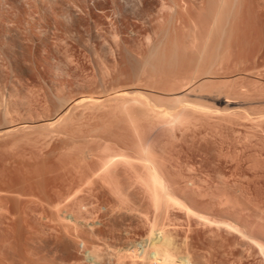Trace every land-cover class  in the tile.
Instances as JSON below:
<instances>
[{
    "label": "rangeland",
    "instance_id": "1",
    "mask_svg": "<svg viewBox=\"0 0 264 264\" xmlns=\"http://www.w3.org/2000/svg\"><path fill=\"white\" fill-rule=\"evenodd\" d=\"M175 80L178 97L233 114L196 118L168 145L144 126L184 208L164 215L133 190L122 189V203L87 188L84 173L95 166L85 169L82 158L133 139L122 116L89 100L140 88L171 98ZM191 81L190 89L212 86L185 95ZM59 99L69 123L46 135L37 126L63 110ZM247 113H264V0H0V131L30 123L0 135V264H113L121 253L130 255L124 264H156L140 252L150 233L178 264H264V123ZM69 214L76 225L63 219Z\"/></svg>",
    "mask_w": 264,
    "mask_h": 264
},
{
    "label": "bare ground",
    "instance_id": "2",
    "mask_svg": "<svg viewBox=\"0 0 264 264\" xmlns=\"http://www.w3.org/2000/svg\"><path fill=\"white\" fill-rule=\"evenodd\" d=\"M212 18L214 15H211ZM165 16L161 15V18H163ZM179 18V17H178ZM166 19V18H165ZM216 21L217 18H214ZM164 20V19H163ZM177 20V19H176ZM180 20L182 21V19L180 18ZM179 20V21H180ZM210 20V19H209ZM165 21V20H164ZM174 21L173 19H171V22ZM213 21V20H212ZM213 21V25L214 24ZM220 21V20H219ZM162 22V21H161ZM168 23V21H166ZM170 22V21H169ZM176 22V21H175ZM191 22V21H190ZM189 22V23H190ZM183 23V22H182ZM165 24V23H164ZM170 24V23H169ZM168 24V25H169ZM211 24V23H210ZM167 25V26H168ZM195 25V23H194ZM199 25V24H198ZM172 26V25H171ZM212 27V26H211ZM194 27H192L193 29ZM150 29V28H149ZM160 30V29H159ZM167 30V29H166ZM173 30V29H172ZM175 30V29H174ZM165 31V30H163ZM176 31V30H175ZM160 32V31H159ZM169 32V31H168ZM171 32V31H170ZM198 32V31H197ZM196 32V33H197ZM158 33V32H157ZM193 33V32H192ZM154 34V33H153ZM167 34V33H166ZM190 35H192L190 33ZM145 36V35H144ZM150 36V35H148ZM152 36V35H151ZM150 36L149 40L147 38V41L150 42V39H152ZM196 36V35H195ZM198 36V35H197ZM160 37V36H159ZM193 37V35H192ZM168 38V37H167ZM187 38V37H186ZM189 38V36H188ZM159 39V38H158ZM194 39V38H193ZM193 39H191L192 41H194ZM197 39V38H196ZM165 40V39H164ZM167 40V39H166ZM190 41V40H188ZM192 41H190V43H192ZM197 41V40H196ZM156 42V41H155ZM154 42V43H155ZM164 42V41H163ZM136 43V42H135ZM152 43V42H151ZM153 43V45H154ZM189 43V42H188ZM142 44V43H141ZM157 44V43H156ZM163 44V43H162ZM194 44V42H193ZM192 44V46H193ZM149 45V44H148ZM151 46V45H150ZM164 46V45H163ZM191 46V47H192ZM139 47V46H138ZM148 47V46H146ZM155 47H157L158 49V45H155ZM153 47V48H155ZM150 48V47H149ZM152 48V47H151ZM135 49V48H134ZM141 50V49H139ZM145 50V48L143 49ZM149 50V49H148ZM151 50V49H150ZM160 50V49H159ZM132 51V50H131ZM152 51L156 52V48L153 49ZM163 51V50H162ZM135 52V51H134ZM154 52V53H155ZM173 52V51H172ZM175 52V51H174ZM151 55H155L153 52H150ZM153 53V54H152ZM164 53V52H163ZM177 54V53H176ZM133 55H135L133 53ZM135 56H138L135 55ZM134 56V57H135ZM159 56V54H158ZM200 56V53H199ZM139 57V56H138ZM137 57V58H138ZM150 57V56H149ZM152 57V56H151ZM156 57V56H155ZM152 57V58H155ZM161 57V56H160ZM164 57V55H163ZM136 58V59H137ZM141 58V57H140ZM135 59V58H134ZM135 59V60H136ZM151 59V58H150ZM146 60V59H145ZM162 58L159 61H161ZM164 60V59H163ZM137 61H139L137 59ZM151 61V60H150ZM146 62V61H145ZM144 62V63H145ZM149 62V60L147 61ZM156 62V61H155ZM165 62V61H164ZM138 63V62H137ZM153 63V62H152ZM160 63V62H159ZM141 64V63H140ZM158 64V63H157ZM162 64V63H161ZM142 65V64H141ZM148 65V64H147ZM135 66V65H134ZM138 66V65H137ZM146 66L145 64H143V67ZM151 66V65H150ZM157 66H162V65H157ZM141 67V66H140ZM149 68V67H148ZM161 68V67H160ZM141 69V68H140ZM153 69V67H152ZM156 69V67H155ZM136 70V69H135ZM144 70V69H143ZM142 70V71H143ZM137 72H135L136 74ZM139 73V72H138ZM137 73V74H138ZM143 73V72H142ZM141 73V74H142ZM146 73V72H145ZM148 73V72H147ZM166 73V72H165ZM164 73V74H165ZM208 73V72H207ZM144 74V73H143ZM159 74V73H158ZM162 74V75H164ZM134 75V74H133ZM166 75V74H165ZM137 76V75H136ZM139 78V77H138ZM155 78V76H154ZM162 78V76H161ZM152 79V78H149ZM163 80V79H161ZM160 80V81H161ZM159 81V80H158ZM172 82V81H171ZM136 83V82H135ZM152 83V82H151ZM156 83V82H155ZM140 84V82H139ZM142 84V83H141ZM160 85V84H159ZM138 86V84L136 85ZM144 86V85H143ZM154 86V85H153ZM157 86V84H156ZM161 89H162V85ZM194 86L193 81L190 82L189 89L186 90V94L189 93H196L199 90L202 91V89L204 88H209L211 87L210 85L208 86V84H206V86L201 85V86H197L195 87V89H190ZM155 87V86H154ZM158 87V86H157ZM156 87V88H157ZM166 87V86H164ZM119 88V87H118ZM124 88V87H123ZM136 88V87H135ZM144 88V87H142ZM151 88V87H150ZM167 90L168 93H171V98H165L162 93H160V90H158L160 94H157V92L151 91V92H146V91H142L140 90H133V91H121L118 92L116 94H113L115 98H112V96H110V99H106L104 98L105 102H98L97 98L94 99H90L88 98L89 101L91 102H85V105L88 103L90 106L92 107H99V109H107L108 112H110L113 116V114H117L122 116V119L125 120L129 125H130V129H131V135H132V142L130 143V147H125V148H116L115 147H111L109 148V146L105 144L104 147L101 148V150H98V152L100 151V156L97 155V157H93V155H91L92 153L88 152L87 157L84 159L82 158V161L84 163V168L87 166L90 170V167H93V165L95 166L92 170H90V172L84 173L83 175L86 177L84 180L86 183L87 188L88 187H98L100 191V189H105L106 191L110 192L111 195H115V197H119L118 199L121 201L122 203L125 202V198L123 193V188L124 189H129V190H133L135 192H138L140 194H143V196H146L145 199H148L149 204H151L153 210L157 213L159 211H162V214L166 215L168 212V209L170 208H184L183 206V202L182 200H180V198L176 197L174 195V191L178 190V182L174 181V179H172L174 175H172L171 173H168L169 171H167L166 169V165H165V160H164V151L163 150H157L155 147L154 142L152 141V139H150L151 137V133L153 132H158V137L160 138H165V140L167 141V145L170 141L174 142L176 139L175 137V133H177L176 131H178L179 128H186L188 127L194 120H197L196 118H200L203 119L204 117L207 118H212L215 116L217 117H227V116H231L233 114H231L232 112H230L229 109L224 110L225 112H230L231 115H228L229 113H224V111H220L217 109H211L207 106H205L204 104L198 102V101H190L186 98H180L178 97V81H174L173 83H170L167 85ZM114 89V88H113ZM214 89V88H213ZM145 90V89H144ZM152 90V88H151ZM190 90V91H189ZM114 91V90H113ZM164 91V92H165ZM200 91V92H201ZM111 92V91H110ZM116 95V96H115ZM57 98V97H56ZM109 98V97H108ZM62 99V98H61ZM87 99V98H84ZM84 99H79L78 101H73L77 107V103H80V105L82 104L81 102H83ZM60 100V99H59ZM94 100V101H92ZM103 100V99H102ZM69 101V100H68ZM87 101V100H86ZM63 100H60L59 103L61 105V108H63V110L58 113L56 115L55 118L53 119H46L43 121V124L38 125L37 127H42L41 129H45L46 131V135H50V134H54L55 132H58V129L60 131V128H62L63 126L67 125L65 124L66 122H68L70 119V114L71 112H69V107L68 105H66L67 103L64 102ZM226 103L227 106H229L230 104H232L230 101H224ZM71 104V103H70ZM236 104V103H235ZM64 105H66L67 107H64ZM79 105V106H80ZM84 105V104H83ZM74 106V105H73ZM88 106V105H87ZM84 107V106H83ZM96 107V108H97ZM73 108V107H72ZM71 108V109H72ZM86 108V107H85ZM229 108V107H228ZM98 109V110H99ZM100 109V112H101ZM231 109V108H230ZM91 110V108L89 109ZM88 110V111H89ZM94 109L92 111L95 112ZM104 110V111H105ZM87 111V110H86ZM233 111V110H232ZM6 113V112H5ZM107 114V112H105ZM245 113V112H244ZM7 114V113H6ZM248 114V113H247ZM109 115V114H108ZM225 115V116H224ZM246 115V114H245ZM255 115V114H254ZM257 115V114H256ZM6 116V115H5ZM111 116V118H113ZM246 115L244 118H246V120L248 121V119H250L249 116ZM119 117V116H118ZM125 119H124V118ZM258 118H253L250 119L249 121H251L253 123V120H256V122H262L264 121V113L261 114L260 116H255ZM6 118V117H5ZM78 118V117H76ZM110 118V119H111ZM120 118V117H119ZM252 118V116H251ZM116 119V118H114ZM205 119V118H204ZM223 119V118H222ZM117 120V119H116ZM225 120V119H224ZM72 120H70L71 122ZM78 121V120H77ZM248 121V122H249ZM121 122V121H120ZM199 122V121H198ZM250 122V123H251ZM9 122H7L6 125H8ZM12 123V122H11ZM28 122H23L22 124L20 123V125H16V126H7L4 127V129L2 131H0V135L2 136V134L9 135L11 136L12 134L15 135L14 133H16V130H20V129H25L27 131V128H29V124H27ZM69 123V122H68ZM145 123V124H143ZM72 124V122L70 123ZM257 124V123H256ZM80 125V124H79ZM70 126V125H69ZM90 126V125H89ZM97 126V125H96ZM148 127L149 131L153 132H145V130L147 129L146 127ZM258 126H260L258 124ZM35 127V126H34ZM78 127V126H76ZM251 127V126H250ZM31 128V126H30ZM33 128V126H32ZM65 128V127H64ZM97 128V127H95ZM71 129V128H70ZM106 130V129H105ZM21 131V130H20ZM24 131V130H22ZM38 132V131H37ZM44 132V131H43ZM68 132V131H67ZM248 132V131H247ZM19 133V132H18ZM48 133V134H47ZM22 134V133H21ZM155 134V133H154ZM250 134V133H249ZM12 135V136H13ZM25 135V134H23ZM59 135V134H58ZM4 136V135H3ZM2 136V137H3ZM18 136V135H17ZM22 136V135H21ZM44 136V135H43ZM53 136V135H52ZM25 137V136H24ZM23 137V138H24ZM45 137V136H44ZM92 137V136H91ZM123 137V136H122ZM154 137V135H153ZM1 138V137H0ZM16 138V137H15ZM28 138V137H27ZM46 138V137H45ZM54 138V137H53ZM65 138V137H64ZM69 138V137H68ZM84 138V137H83ZM178 138V137H177ZM5 139V138H4ZM13 139V138H12ZM21 140V139H20ZM94 140V139H93ZM174 140V141H173ZM45 142V141H44ZM125 143V142H124ZM98 144V143H97ZM108 144V143H107ZM158 144V143H157ZM172 144V143H170ZM99 145V144H98ZM121 145V144H120ZM47 147V146H46ZM75 148V147H74ZM160 149V148H159ZM162 149V148H161ZM45 162V161H44ZM53 163V162H52ZM45 164V163H44ZM66 164V163H65ZM82 165V164H81ZM39 167V166H38ZM37 167V168H38ZM69 167V166H68ZM66 167V168H68ZM86 169V168H85ZM84 170V169H83ZM88 171V170H87ZM25 174V173H24ZM39 174V173H38ZM171 174V175H169ZM82 175V174H81ZM23 176V175H22ZM38 176V175H37ZM49 176V175H48ZM83 176V177H84ZM11 177V176H10ZM24 177V176H23ZM178 177V175H177ZM59 178V177H58ZM62 179V178H61ZM82 179V178H81ZM80 180V178H79ZM62 181V180H61ZM52 186V185H51ZM65 186V185H64ZM188 186H193L192 183H188ZM11 187V186H10ZM92 187V188H93ZM81 188V187H80ZM183 188V187H182ZM186 188V187H185ZM189 188V187H187ZM193 188V187H192ZM4 189V188H3ZM53 189V188H52ZM91 189V188H90ZM191 189V187H190ZM77 191V190H76ZM130 191V192H131ZM30 192V191H29ZM125 192V191H124ZM76 192H74L75 194ZM98 194V193H97ZM104 194V193H103ZM109 194V193H108ZM91 195V194H90ZM57 196V195H56ZM89 196V195H88ZM11 198V197H10ZM18 199V198H17ZM64 200V199H63ZM67 201V200H66ZM84 201V200H82ZM79 202V201H78ZM92 202V201H91ZM127 202V201H126ZM121 203V204H122ZM1 204V203H0ZM89 204V203H88ZM87 204V205H88ZM3 205V204H2ZM94 205V204H93ZM186 205V204H185ZM1 206V205H0ZM86 206V205H85ZM84 206V207H85ZM21 207V206H20ZM7 208V207H6ZM83 206H79V212L82 211ZM15 209V208H14ZM56 209V208H55ZM106 209V208H105ZM118 209V208H117ZM122 209V207L120 208ZM129 211V208H126ZM132 209V207H131ZM130 209V210H131ZM0 210H2L0 208ZM188 210V209H187ZM25 211V210H24ZM76 211V210H75ZM133 210H131L130 212H132ZM13 212V211H12ZM16 212V211H15ZM78 212V211H77ZM85 212V211H84ZM98 212V211H97ZM106 212V211H105ZM134 213L135 210L133 211ZM139 212V211H138ZM189 212V211H188ZM187 212V213H188ZM191 212V210H190ZM10 213V212H9ZM8 213V214H9ZM86 213V212H85ZM84 213V214H85ZM2 214V212H1ZM20 214V213H19ZM28 214V213H27ZM59 214V213H58ZM133 214V213H132ZM140 215H143L144 213H139ZM193 214V213H192ZM16 215V213H15ZM18 215V214H17ZM16 217H19L17 216ZM63 215V214H62ZM79 215V214H78ZM88 215V214H87ZM139 215V216H140ZM22 216V215H21ZM20 216V217H21ZM65 216V215H64ZM63 216V217H64ZM73 214H69L66 217H64L63 219L65 221H67V223H72L73 225L76 223H78V220L76 219V216ZM81 216V215H80ZM79 216V217H80ZM90 216V215H89ZM138 216V215H137ZM14 217V216H13ZM15 217V218H16ZM61 217V216H60ZM91 217V216H90ZM97 217V215H96ZM200 217V215H199ZM206 217V216H205ZM10 218V217H8ZM81 218V217H80ZM142 220L147 221V218L144 214ZM203 217H201V220ZM6 219V218H5ZM17 219V218H16ZM22 219V218H21ZM62 219V218H61ZM60 219V220H61ZM87 219V218H86ZM207 219V218H206ZM205 219V220H206ZM209 219V218H208ZM207 219V220H208ZM10 220V219H9ZM19 220V218H18ZM17 220V221H18ZM24 220V219H23ZM82 220V218H81ZM80 220V221H81ZM144 220V221H145ZM63 221V220H61ZM63 221V222H65ZM83 221V220H82ZM87 221V220H86ZM7 222V221H6ZM20 222V221H19ZM18 222V223H19ZM27 222V221H26ZM2 223V222H1ZM66 223V222H65ZM80 223V222H79ZM85 226L89 227L90 229L94 228L95 226V221L94 223H92V225L86 224L85 222H83ZM207 223V222H206ZM9 224V223H7ZM12 224V223H11ZM25 224V223H23ZM71 224V225H72ZM82 224V223H81ZM81 224H79V226H81ZM227 224V223H225ZM14 225V224H13ZM70 225V224H69ZM78 225V224H77ZM83 225V226H84ZM8 227V226H7ZM13 227V226H12ZM20 227V226H19ZM18 227V228H19ZM73 227V226H72ZM98 227V226H97ZM228 227V226H227ZM230 227V225H229ZM25 228V226H24ZM66 228V227H65ZM78 228V227H77ZM153 228V225H151V229ZM13 229V228H12ZM16 229V228H15ZM14 229V230H15ZM79 229V228H78ZM86 229V228H85ZM6 230V229H5ZM4 230V231H5ZM19 230V229H18ZM70 230V229H69ZM90 230V231H92ZM123 230V229H122ZM121 230V231H122ZM26 231V230H25ZM64 231V230H63ZM97 231V230H96ZM100 231V230H99ZM102 231V229H101ZM110 231V228H109ZM112 231V230H111ZM128 231V230H126ZM19 232V231H18ZM58 232V231H56ZM130 232V231H128ZM64 233V232H63ZM117 233V232H116ZM120 233V232H119ZM85 234V233H84ZM92 234V233H91ZM90 234V235H91ZM96 234H99L98 232ZM14 235V234H13ZM93 235V234H92ZM91 235V236H92ZM98 236V235H97ZM117 236V235H116ZM128 236V235H127ZM13 238V237H12ZM16 238V237H15ZM25 238V237H24ZM65 238V237H64ZM92 238V237H91ZM113 238V237H112ZM121 238V237H120ZM56 239V238H55ZM146 241V240H145ZM20 242V241H19ZM144 242V241H143ZM16 243V242H15ZM141 244V243H140ZM17 245V244H16ZM65 248H67V245L65 243ZM76 246V245H74ZM20 247V246H19ZM133 247V246H132ZM141 254H143V258L144 259H148L147 262H149V260H152V263H156V264H178V260L172 256L167 249H164V247L161 246L160 241L158 239L157 236L152 235L151 233L149 234V237L147 238V243H145L143 246H141ZM14 248V247H13ZM134 248V247H133ZM132 248V249H133ZM68 249V248H67ZM109 249V248H108ZM154 250L153 252H151V254H148L147 252L149 250ZM65 250V249H64ZM96 250V251H95ZM134 251L136 252L137 249ZM99 251H97L96 248L90 250L88 252V255L90 257V261L95 262L96 260L99 259L98 257V253ZM132 252V251H131ZM150 253V252H149ZM122 255H115V257H117V259L114 261L113 264H124V260L126 257H128L127 259H129L130 255H126L121 253ZM129 254V253H127ZM132 254V253H131ZM140 254V255H141ZM139 255V254H137ZM133 256V255H131ZM135 256V254H134ZM136 257V256H135ZM133 258V257H132ZM140 258V257H139ZM143 259V260H144ZM1 261V260H0ZM100 261V260H98ZM146 261V260H145ZM116 262V263H115ZM143 262V261H142ZM141 262V263H142ZM151 262V261H150ZM1 263V262H0ZM4 263V262H3ZM2 263V264H3ZM91 263V262H90ZM11 264V263H10ZM26 264V263H25ZM82 264V263H80ZM93 264V263H92ZM98 264V263H97ZM143 264V263H142ZM149 264V263H147ZM151 264V263H150Z\"/></svg>",
    "mask_w": 264,
    "mask_h": 264
}]
</instances>
